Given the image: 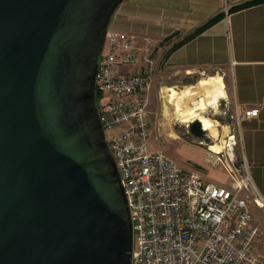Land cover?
<instances>
[{
  "label": "water",
  "instance_id": "1",
  "mask_svg": "<svg viewBox=\"0 0 264 264\" xmlns=\"http://www.w3.org/2000/svg\"><path fill=\"white\" fill-rule=\"evenodd\" d=\"M121 0H0V264H132L95 75ZM206 134L199 118L190 121Z\"/></svg>",
  "mask_w": 264,
  "mask_h": 264
},
{
  "label": "built area",
  "instance_id": "2",
  "mask_svg": "<svg viewBox=\"0 0 264 264\" xmlns=\"http://www.w3.org/2000/svg\"><path fill=\"white\" fill-rule=\"evenodd\" d=\"M156 45L148 35L108 25L95 75L99 118L131 210L132 264H264L255 249L264 224L252 210L264 205V194L238 153L241 122L259 107L225 97L224 135L198 139L207 144L205 161L222 164L229 183L183 166L164 150V137L153 136L152 77L144 63L153 61Z\"/></svg>",
  "mask_w": 264,
  "mask_h": 264
},
{
  "label": "crops",
  "instance_id": "3",
  "mask_svg": "<svg viewBox=\"0 0 264 264\" xmlns=\"http://www.w3.org/2000/svg\"><path fill=\"white\" fill-rule=\"evenodd\" d=\"M239 1L121 0L109 26L148 35L157 43L153 61L144 63L152 77L149 110L158 84L159 88L176 84L196 71L210 73L211 82L222 85L219 100L223 104L226 97L240 106L259 107L257 115L241 122L239 148L264 194V0L228 9ZM222 9L225 12L220 18L170 48ZM252 210L256 221L264 224V205L253 204ZM255 249L264 259V235L257 237Z\"/></svg>",
  "mask_w": 264,
  "mask_h": 264
},
{
  "label": "rangeland",
  "instance_id": "4",
  "mask_svg": "<svg viewBox=\"0 0 264 264\" xmlns=\"http://www.w3.org/2000/svg\"><path fill=\"white\" fill-rule=\"evenodd\" d=\"M158 72H160L159 65L157 66ZM208 74L210 73L196 71L194 75L184 78L183 81H178L176 84H168V87L163 86L159 88L158 84L159 90L157 97L150 103L151 109L149 110V114L152 119L153 136L156 141L160 137H164V140L159 142H161L164 150L169 155L178 160L183 166L197 170L206 177L227 184L229 183V175L225 167L222 164L206 162L204 156L206 154L207 144L200 143L198 140L199 138H205L210 141L211 135L212 137L219 136L216 139L224 135L227 126L222 124L229 120L228 114L224 112V104L219 100L216 107L208 106L206 109V114L214 118L213 127L206 129V136L197 135L191 131L189 126L192 120L190 112L194 108L189 104L191 98L199 90L200 92L203 91V87L215 89L222 86L221 84L212 83L211 78L207 76ZM173 91H177V94L172 95ZM172 101H177V103L182 104L186 109L185 112L174 114ZM238 153L241 155L239 145ZM207 171L208 175L204 174Z\"/></svg>",
  "mask_w": 264,
  "mask_h": 264
},
{
  "label": "bare ground",
  "instance_id": "5",
  "mask_svg": "<svg viewBox=\"0 0 264 264\" xmlns=\"http://www.w3.org/2000/svg\"><path fill=\"white\" fill-rule=\"evenodd\" d=\"M177 94V91H173L172 95ZM223 96L222 89L217 87L215 89H208L207 87H203V91L200 90L196 93L194 97L190 100V105L193 106L192 112H190L191 119L199 118L202 122V125L206 129H210L213 127L214 118L208 116L206 114V109L208 106L216 107L218 104L219 98ZM174 106V114H179L185 112V107L182 104L177 103V101H172ZM189 105V106H190ZM201 107V108H199ZM218 107V106H217ZM219 137V136H214ZM213 147L220 148L221 144L219 142H211Z\"/></svg>",
  "mask_w": 264,
  "mask_h": 264
},
{
  "label": "trees",
  "instance_id": "6",
  "mask_svg": "<svg viewBox=\"0 0 264 264\" xmlns=\"http://www.w3.org/2000/svg\"><path fill=\"white\" fill-rule=\"evenodd\" d=\"M260 0H241L239 2H236L232 5H230L228 7L229 10L235 9V8H239L254 2H257ZM224 10H219L216 13H214L213 15H211L209 18H207L205 21H203L202 23H200L199 25H197L194 29H192L189 33H186L181 39H179L178 41H175L171 46H176L177 44H179L181 41L189 38L190 36L194 35L195 33L201 31L204 27H206L207 25H209L210 23L214 22L215 20H217L218 18H220L223 14H224ZM169 48V49H170ZM98 92L96 91V96H97Z\"/></svg>",
  "mask_w": 264,
  "mask_h": 264
}]
</instances>
